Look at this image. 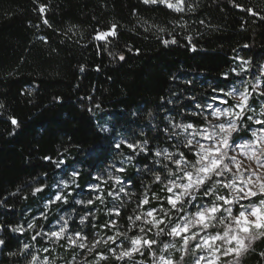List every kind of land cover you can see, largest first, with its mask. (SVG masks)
Returning a JSON list of instances; mask_svg holds the SVG:
<instances>
[{
    "label": "trees",
    "instance_id": "obj_1",
    "mask_svg": "<svg viewBox=\"0 0 264 264\" xmlns=\"http://www.w3.org/2000/svg\"><path fill=\"white\" fill-rule=\"evenodd\" d=\"M180 7L183 11L144 0H0V239L5 242L0 264H33L34 258V264H44V257L50 264H161L162 258L194 264L200 252L192 250L195 241L182 253L177 250L182 241L167 230L148 231L129 217L168 209L164 182H155L156 174L167 175L164 153L183 152L194 160L183 125L210 127L207 108L218 97L232 106L224 95L230 87L244 80L254 110L246 113L251 119L238 122L236 140L249 139L262 127L256 120H264V97L251 92V83L264 64V0H183ZM113 29L114 36L95 39ZM114 166L124 169L115 172L120 183L109 181L106 189L92 191ZM63 180L68 185L53 201ZM213 191L228 189L213 185ZM79 197L92 203L77 207ZM145 197L147 205L140 203ZM213 199L197 194L183 211L169 213L168 227L194 213V205ZM262 199L257 195L232 205L233 215ZM65 213L72 216L67 230L87 236V243L117 231L121 247L138 236L155 243L122 261L109 251L116 247L111 242L86 254L65 249L63 240L47 235ZM110 221L115 228L105 227ZM223 230L218 223L209 234ZM262 253L264 237L252 243L240 264H264ZM232 260L221 254V264Z\"/></svg>",
    "mask_w": 264,
    "mask_h": 264
},
{
    "label": "snow or ice",
    "instance_id": "obj_2",
    "mask_svg": "<svg viewBox=\"0 0 264 264\" xmlns=\"http://www.w3.org/2000/svg\"><path fill=\"white\" fill-rule=\"evenodd\" d=\"M157 2L164 3L167 7L176 11H183V8L180 7L183 0H177L176 4H172L170 0H144L146 4ZM242 10L253 16L257 14L251 9ZM39 11L43 13L45 11L44 7H40ZM44 23L47 24L48 21L44 20ZM114 35L115 31L113 29L98 33L95 39L103 40ZM175 42V40L171 42L164 41L165 44ZM119 59L123 60L124 56L120 55ZM256 87L253 88V91H256ZM259 94L264 95V89ZM225 95L233 96L235 93H225ZM248 100L249 93L245 91L239 94V103L227 109L211 113L217 120L222 121L219 124L212 125V132H208L207 128L197 130L191 123L183 125V131L188 132L189 129H192L191 136L199 135L202 140L209 141V143L203 144L197 140L194 145L193 139H186L185 147L192 151L195 157L194 160L189 159L183 152L175 157L173 154L164 153V159L169 162V164L163 165V168L167 169V175L162 179L160 174H156L155 182H164L165 190L168 193L166 197L168 209L160 208V215H157L154 210H148L145 213L135 215L134 219L129 217L133 224L140 221L144 225H148V231L154 228L157 230V234H160L167 230L166 234L168 236L182 241L180 248L177 249L182 253L188 252L190 242L196 241L192 245V250L207 252L208 255L199 256L194 264H202V262H205V264H221V254L224 257H233L231 262L225 261L224 264H240L241 258L250 250L252 243L264 237V199L260 201L259 205L240 211L236 215H233L231 207L242 200L257 195L264 196V171H262L264 170V120H256V123L262 127L258 133H252L250 143H239L234 137V134L240 131L241 124L238 122L242 123L245 119L252 118L246 115L247 112L254 111ZM220 103L226 104L228 101L222 99ZM260 115L264 116V112H261ZM10 119L12 125L18 126L16 119ZM128 147L135 150L139 145L129 144ZM235 149H240V151L236 155H229V152ZM140 150L144 151L143 148ZM156 155L160 156L161 153L158 152ZM238 156H244L245 159L250 161V164L245 165L243 160L238 159ZM45 159L50 158L45 157ZM118 170L124 171L122 168ZM228 174H231V178L228 177ZM168 177H174V179L168 180ZM117 182L120 183V181ZM213 185L228 189V192L218 194L213 191ZM36 191L39 192L41 189L37 188ZM197 194L200 195L201 199L210 196L214 199L204 205H194L196 207L194 213L183 216L178 223L168 227V223H171L169 213L183 211L185 204H191L197 199ZM108 195L112 196L113 193L109 192ZM55 199L60 200L61 196L57 195ZM97 199L102 200L99 196H97ZM149 202L146 197L140 201L143 205H147ZM224 213L227 215H223ZM115 214L119 216L120 212L116 211ZM249 216L254 217V219L249 220ZM218 223L224 224L222 233L209 234V230L215 228ZM29 227H32V225H29ZM105 227L115 228L116 221H110ZM253 229L256 231L253 232ZM139 230L141 232L146 231L144 227ZM12 231L19 232L21 229L13 228ZM65 231L62 227L59 231H53L49 235L56 240H60L65 238ZM120 235L121 233L117 231L115 236H109L107 239H97L87 244L83 242L87 239V236L82 235L80 232H76L74 237L68 236L67 239L73 245H77L79 242L78 246L82 250L87 249L88 252L94 251L101 243L108 245L111 242L116 247L110 248L109 251L117 261L131 260L137 253L143 255L142 249L145 247L151 248L155 243L153 240L138 236L130 239V247H121L116 244V237ZM124 235L126 236V233ZM4 243L0 239V245H4ZM25 247L27 248V246ZM98 255L101 260L105 258L102 254ZM183 258V255H181L180 260H183ZM161 264H178V262L171 258H162Z\"/></svg>",
    "mask_w": 264,
    "mask_h": 264
},
{
    "label": "rangeland",
    "instance_id": "obj_3",
    "mask_svg": "<svg viewBox=\"0 0 264 264\" xmlns=\"http://www.w3.org/2000/svg\"><path fill=\"white\" fill-rule=\"evenodd\" d=\"M170 2L172 3V4H176L177 3V0H170ZM162 4H164V3H162ZM165 6H166V4H164ZM262 77H264V64H261L260 65V68H258L257 69V72H256V74L253 76V78H252V86H251V92H254V93H256L257 95H260L259 93H260V91L262 90V89H264V84H263V81L261 80V78ZM256 86H258V87H256ZM254 87H256V91H253V88ZM245 91H247V89H246V84H245V81L243 80V81H240V82H238L237 84H236V86H233V87H230L229 88V90L227 91V92H225V93H235V95H233V96H227V95H225V93H224V95L226 96V97H228V99H230L232 102H233V105H235V104H237V103H239V94L240 93H243V92H245ZM260 96H263L264 97V95H260ZM225 100L224 98H222V97H218V98H215L214 99V103H210L209 104V106H208V108H207V110H208V112H207V114L205 115V119L208 121V123H209V126L210 127H201V128H199V129H197V130H200V129H204V128H207L208 129V132H212L213 131V128H212V125L213 124H219L220 122H222L221 120H217L216 118H215V116L214 115H212L211 113H213L214 111H220V110H223V109H227V108H229V104H221L220 103V100ZM262 112H264V104H263V106H262ZM107 118H109V116H107ZM95 122H97L98 123V121L95 119ZM107 125V124H106ZM260 129H261V127H259V128H255V129H253L252 131H251V133H250V137H249V139H240V140H238V142L239 143H250L251 141H252V133L253 132H259L260 131ZM192 132V129H189L188 130V132H186V137H187V139H193V144L195 145V142L197 141V140H199L200 141V143H203V144H208L209 143V141H205V140H202L201 138H200V136L199 135H196V136H191L190 135V133ZM240 151V149H235L234 151H230L229 152V155H236L238 152ZM238 159H240V160H243L244 161V164L245 165H249L250 164V161H248L247 159H245V157L244 156H238ZM114 169V170H113ZM113 169H112V171L114 172V173H108V175L106 176V177H104V178H100L99 179V182H100V185L98 184V185H93V186H91V188L90 189H92V191H101V190H104V188L106 189V186H107V184L109 183V181L110 182H112V183H118L117 181H119L118 179H117V177H116V174H115V172L116 171H119L118 169H120L118 166H114L113 167ZM262 171H264V170H262ZM230 175V177H231V174H229ZM245 175H247V173H245ZM61 187L58 189L59 190V192H58V194L57 195H60L61 196V194L64 192V188H65V186H67L68 184L66 183V181L65 180H63V182L61 183ZM56 195V196H57ZM55 196V197H56ZM92 196V198L93 199H95V200H99V199H97V196H99L100 197V194H92L91 195ZM55 197L53 198V201L54 200H56L55 199ZM62 201H63V198H62ZM89 201H91V200H89ZM89 201L88 200H86V202H84V200L83 199H80V197L79 198H76V199H74V204L77 206V207H84V206H86V205H88V204H90L89 203ZM91 203H92V201H91ZM110 213L111 214H115L116 212H115V210L114 209H112L111 211H110ZM85 215V214H84ZM83 215V216H84ZM86 216V215H85ZM249 218V220H253L254 219V217H251V216H249L248 217ZM71 219H72V216H69V215H66V213L65 214H62L61 216H60V220L59 221H57V222H55V223H53V226H51V229H50V231L48 232V237H50L51 239H53V241H64V245H63V247H65V249H70V248H78V250L79 251H84V253L83 254H86L88 251H87V249H81L79 246H78V244H79V242L77 243V245H73V244H71L69 241H68V239H67V237L68 236H75V233L74 232H72V231H69V230H67V223L69 222V221H71ZM65 222H67V223H65ZM82 223V218L81 219H78L77 221H76V224L77 225H80ZM64 228L66 231H65V238H62V239H60V240H56V239H54V238H52L49 234L51 233V232H53V231H59L61 228ZM96 240H97V238H96ZM84 243H86L87 244V241L85 240V241H83ZM195 243H196V241H195ZM200 251V250H199ZM201 255H208V253L207 252H199V255L197 256V258L199 257V256H201ZM45 262H47V264H50L51 262H50V260L48 259V258H46V257H44L43 258V260H42V263H44L45 264ZM79 263V262H78ZM202 264H205V262H202Z\"/></svg>",
    "mask_w": 264,
    "mask_h": 264
}]
</instances>
